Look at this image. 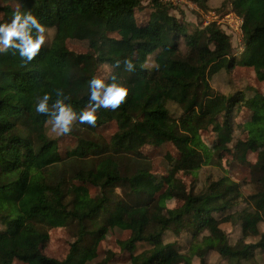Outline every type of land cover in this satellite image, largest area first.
Returning <instances> with one entry per match:
<instances>
[{
	"label": "trees",
	"instance_id": "16d2710c",
	"mask_svg": "<svg viewBox=\"0 0 264 264\" xmlns=\"http://www.w3.org/2000/svg\"><path fill=\"white\" fill-rule=\"evenodd\" d=\"M143 1L0 0V264H83L107 230L122 224L130 226L129 238L100 264L142 243L150 249L134 264H206L212 252L242 264L264 251V92L235 86L223 95L210 85L220 72L233 75L237 68L252 69L264 82V0L224 1L242 20L239 57L216 23L190 32L171 14L172 2L150 0L151 18L139 24ZM187 1L208 8L209 0ZM49 30L54 34L46 43L42 34ZM69 40L93 52H77ZM102 64L111 69L105 96ZM88 100L104 102L106 114L89 111ZM62 113L73 115L76 127L50 138L47 123ZM110 122L118 129L105 138L100 130ZM203 132L219 147L237 139L239 159L259 174L260 190L246 197L247 208L232 212L243 194L229 176L198 194L163 176L170 196L182 202L176 210L140 187L154 178L144 149L172 145L180 156L177 172L212 163ZM67 135L85 146L73 154L78 157L62 151ZM227 151L215 155L221 161ZM71 161L79 166L73 177L79 183L64 188L52 177ZM161 208L166 216L155 219ZM233 220L243 240H258L232 246L222 225ZM57 229L66 232L67 244L58 258L44 252ZM169 231L191 236L186 253L165 243Z\"/></svg>",
	"mask_w": 264,
	"mask_h": 264
},
{
	"label": "rangeland",
	"instance_id": "374dc122",
	"mask_svg": "<svg viewBox=\"0 0 264 264\" xmlns=\"http://www.w3.org/2000/svg\"><path fill=\"white\" fill-rule=\"evenodd\" d=\"M165 2H172L170 11L173 16L177 19L184 21L190 30V32L196 30H202L211 23H216L221 30L231 37L232 44L234 46L235 54L239 57L243 51V36H242V20L232 12L230 5H225V0H209L206 9L201 6L194 4L187 0H163ZM152 6L150 5V0H144L142 6L137 10L136 17L137 22L141 24L142 22L149 20L151 18ZM54 32L49 30L48 33L42 34L43 41L50 42L53 38ZM124 32H120L118 35H124ZM67 46L74 49L80 53H91L93 49L89 47L86 43L69 40ZM2 45H0V49ZM149 69H153L154 63L150 62L147 65ZM111 69L108 65L102 64L100 66V76L101 81L100 89L102 94L107 93L108 87H105L106 79L110 74ZM211 87L223 94L229 95L234 93L235 86L245 87L252 94H257L258 91L264 92V82H259L256 79L255 72L250 69L237 68L233 75L228 74L226 71L220 72L218 75L214 76L210 81ZM85 107L89 111L98 114H106L107 105L102 102H94L88 100L85 103ZM171 111L175 114L179 110L174 105L169 106ZM76 118L73 115L62 113L58 120L51 119L47 123V131L50 138H57L61 135L64 130L76 127ZM241 122V119L239 118ZM118 127L116 122H110L109 124L103 126L100 130L101 134L105 138H109L113 133L117 131ZM209 132H203L202 138L206 145L209 146L213 156L212 163L204 164L199 170L194 172H177L175 166L179 159L178 151L169 143L162 145L159 148L144 149V153L148 155L152 161L154 178L142 184V189H146L154 197H166V207L172 210L178 209L182 202L174 199L169 194L168 186L164 183L162 177L171 176L180 179L185 185L186 189H192L195 194L203 192L208 183L218 181L225 176H229L233 181L239 183L241 186V191L243 194V199L239 202L237 206L232 210V212L240 211L243 208H247L249 203H247L246 197L259 192L260 182L259 174L254 172V169L246 163H243L239 159L237 150L234 149V145L237 139L229 146H217L215 143V137L207 135ZM81 142L74 139L71 135L60 140V145L62 151H65L70 158L78 157L73 156L80 151L82 153L85 150V146H80ZM84 144V143H83ZM217 149L221 152V161L218 156L215 155ZM209 161V160H208ZM79 169L76 163L69 162L64 168L56 171L52 177L55 183L60 181L64 182V188L69 187L73 183L78 184L79 181H75L73 177ZM235 177H231V176ZM120 191L117 190V193ZM69 200V199H68ZM166 216L165 208H161L159 214L155 216V219H160ZM140 220V219H139ZM138 222V221H137ZM141 223L139 221L135 225ZM240 222L233 220L231 223H226L222 225V229L228 234L229 243L234 246L237 242H242L246 245L254 244L258 239L249 238L246 240L242 239L241 236V226ZM262 232H264V225L262 227ZM66 234L64 230H53L51 232V241L45 246L44 252L52 257L63 256L67 250V244L61 239V237ZM130 236V226L126 224L117 225L113 228L107 230L105 236H103L96 245L94 251L90 254L87 261L83 264H100L102 263L109 250L116 248L117 242L127 239ZM191 236L186 233H182L176 236L173 232L169 231L164 236L165 243L175 244L182 252L186 253L189 248ZM150 249V246L146 243L138 244L135 251L127 252H116V256L109 264H134L136 256ZM15 264H23L20 262H15ZM193 264H199L198 259H194ZM206 264H231L230 260L220 256L216 252L208 254L206 258ZM242 264H264V251L257 250L255 256Z\"/></svg>",
	"mask_w": 264,
	"mask_h": 264
}]
</instances>
